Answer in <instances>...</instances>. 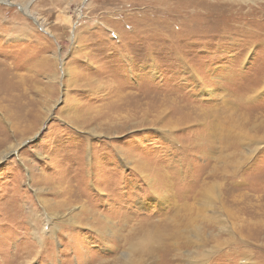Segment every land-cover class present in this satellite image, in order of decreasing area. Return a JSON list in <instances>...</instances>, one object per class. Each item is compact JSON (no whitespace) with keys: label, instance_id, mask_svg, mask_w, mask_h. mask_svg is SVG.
<instances>
[{"label":"rangeland","instance_id":"rangeland-1","mask_svg":"<svg viewBox=\"0 0 264 264\" xmlns=\"http://www.w3.org/2000/svg\"><path fill=\"white\" fill-rule=\"evenodd\" d=\"M145 234L139 264H264V0H0V264Z\"/></svg>","mask_w":264,"mask_h":264},{"label":"bare ground","instance_id":"bare-ground-1","mask_svg":"<svg viewBox=\"0 0 264 264\" xmlns=\"http://www.w3.org/2000/svg\"><path fill=\"white\" fill-rule=\"evenodd\" d=\"M203 182V181H202ZM204 184V183H203ZM191 188V189H190ZM187 189V188H186ZM185 189V190H186ZM190 189V190H189ZM211 188L210 187H206V188H201V190L199 188L197 189H194V186L190 185L188 187V189L185 191L187 192L189 190V192L192 194V193H196L197 195H199V200L200 199H204V204L206 205H209L211 206L212 204V201H213V196H212V193L209 192L208 190H210ZM98 191V190H97ZM185 194V193H184ZM187 196L186 195H183V197L185 198ZM161 197V196H160ZM164 196H162V200H163ZM193 207H195V203L194 202H189L187 201L186 203V207H185V211H186V215H187V218H188V211L189 210H193ZM132 232V231H131ZM130 233V232H129ZM132 235V234H131ZM130 236V235H129ZM198 238V236H196ZM155 238H158L156 235H152V234H145L144 236H141L137 239H135L134 241H131L130 242V250H129V254L128 256H123V260H122V264H139V259L137 258V263L136 261H133V259L131 258V253L132 252H135L136 255L138 253H140V256H141V253H143L144 251H146V253H150L152 252V250L154 249L153 248V245L152 243L155 241ZM127 239V238H126ZM130 239V238H129ZM195 262V261H194ZM197 264H202V260H196Z\"/></svg>","mask_w":264,"mask_h":264}]
</instances>
